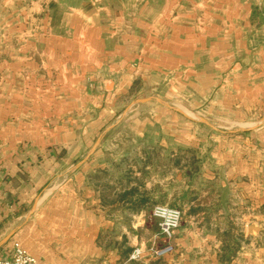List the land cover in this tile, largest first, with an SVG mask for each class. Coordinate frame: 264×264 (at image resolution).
Returning <instances> with one entry per match:
<instances>
[{"label": "crops", "instance_id": "0c3cea01", "mask_svg": "<svg viewBox=\"0 0 264 264\" xmlns=\"http://www.w3.org/2000/svg\"><path fill=\"white\" fill-rule=\"evenodd\" d=\"M263 13L0 0V257L264 264ZM161 204L183 214L169 239Z\"/></svg>", "mask_w": 264, "mask_h": 264}, {"label": "built area", "instance_id": "2783aa9c", "mask_svg": "<svg viewBox=\"0 0 264 264\" xmlns=\"http://www.w3.org/2000/svg\"><path fill=\"white\" fill-rule=\"evenodd\" d=\"M257 1L262 2L263 0ZM151 216L158 222L159 235L166 239L173 237L183 220V214L180 209L167 205L154 206ZM165 249H168V247ZM149 252L154 251L153 249H150ZM144 253L145 250L141 247H135L129 254V260L139 261L143 259ZM0 264H39V262L18 243H15L10 252L5 256L0 257Z\"/></svg>", "mask_w": 264, "mask_h": 264}, {"label": "rangeland", "instance_id": "374dc122", "mask_svg": "<svg viewBox=\"0 0 264 264\" xmlns=\"http://www.w3.org/2000/svg\"><path fill=\"white\" fill-rule=\"evenodd\" d=\"M257 3L259 4V5H261L262 3H263V1L262 2H259V1H257ZM56 15H57V17L59 16V14H60V12L57 10L56 11V13H55ZM215 126H220V124H215ZM219 128V127H218ZM121 129H126L125 128V126H123V127H120L119 128V130H121ZM105 180H106V178H105ZM161 205H167V206H170V207H175V208H178V207H176V206H174V205H172V204H161ZM156 206V205H155ZM179 209V208H178ZM152 210H153V208H152ZM152 210H151V214H152ZM152 217V216H151ZM152 219H153V221L154 222H156L157 223V226H158V222H157V220L156 219H154L153 217H152ZM158 229H159V227H158Z\"/></svg>", "mask_w": 264, "mask_h": 264}]
</instances>
